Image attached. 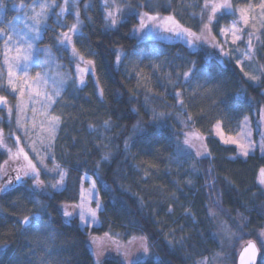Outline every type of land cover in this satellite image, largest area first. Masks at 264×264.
I'll use <instances>...</instances> for the list:
<instances>
[{"label": "trees", "instance_id": "trees-1", "mask_svg": "<svg viewBox=\"0 0 264 264\" xmlns=\"http://www.w3.org/2000/svg\"><path fill=\"white\" fill-rule=\"evenodd\" d=\"M33 1L0 0V31L17 14L13 2ZM228 1L207 18L210 0H156V13L176 21L190 44L136 36L140 19L154 26L147 0L77 2L81 31L73 45L92 62L95 79L78 86L72 72L50 108L59 125L48 161L65 172L59 190L43 172L17 176L21 163L2 145L14 140L16 96L0 54V264H198L214 257L235 264L252 240L256 264H264V155L238 157L213 133L215 124L227 134L245 116L264 117V32L258 82L220 51L232 48L222 38L235 21L229 9L258 0ZM56 8L38 44L69 62L57 41L77 16L65 13L60 25ZM171 23L166 28L175 33ZM83 175L101 201L91 226L64 213L77 204Z\"/></svg>", "mask_w": 264, "mask_h": 264}, {"label": "rangeland", "instance_id": "rangeland-1", "mask_svg": "<svg viewBox=\"0 0 264 264\" xmlns=\"http://www.w3.org/2000/svg\"><path fill=\"white\" fill-rule=\"evenodd\" d=\"M79 0L56 1L35 0L29 5L13 2L17 10L13 21L2 26L0 36L3 37L2 50L0 52L6 84L12 94L16 96L14 140L2 142L4 149L10 156L18 159L21 169L17 176L39 179L40 173L53 177V188H62L65 172L56 164L50 163V148L57 133L59 120L50 113L54 100L60 95L65 87L66 80L74 74L75 83L83 86L91 75L94 77L93 64L90 60L82 58L75 50L73 40L81 31L78 22L77 2ZM151 7V18H146L154 26L139 20L137 37L139 39L154 36L164 40H182L190 44L191 37L179 32L177 22L169 17L163 19L155 10L156 0H147ZM151 4V5H150ZM228 0H210L207 18L218 7L228 8ZM56 8L59 17L54 20L63 25V17L67 12H73L77 17L74 23L66 30H60L57 45L67 50L69 62L58 61L55 54L47 46L39 45L43 25L48 15ZM235 17V21L225 27V35L222 38L230 43L232 48L226 51V47L220 51L223 55L231 56L238 61L244 75L253 82L259 80V47L264 32V0H258L244 6L229 9ZM116 15L117 8L111 11ZM106 13L110 26L116 24L115 17ZM211 19V18H210ZM171 23L175 33L166 27ZM159 34V35H158ZM204 44L201 39L199 41ZM241 44V45H240ZM224 47V46H223ZM235 48V49H234ZM226 53V54H225ZM70 65V70L68 67ZM63 67H66L63 69ZM70 73V75H69ZM10 109L6 110L9 114ZM11 114V113H10ZM256 114L245 116L240 119L229 133H224L219 124L213 127L214 136L223 145H231L236 148V156L246 158L258 152L264 155V117L256 121ZM187 149L194 148L192 143L185 142ZM189 152V151H188ZM258 180L264 190V176L258 174ZM2 181V182H1ZM0 186L5 181L2 177ZM24 181V180H22ZM101 206L100 197L94 180L87 175L82 176V183L77 204L65 210L67 218L75 215L80 220L81 226H91L96 223V213ZM261 236L260 249L264 252V229L259 233ZM213 259H203L198 264H223ZM236 262V261H235Z\"/></svg>", "mask_w": 264, "mask_h": 264}, {"label": "water", "instance_id": "water-1", "mask_svg": "<svg viewBox=\"0 0 264 264\" xmlns=\"http://www.w3.org/2000/svg\"><path fill=\"white\" fill-rule=\"evenodd\" d=\"M259 248L255 241H248L239 250L235 264H256Z\"/></svg>", "mask_w": 264, "mask_h": 264}]
</instances>
